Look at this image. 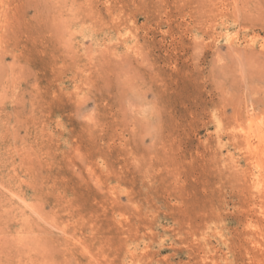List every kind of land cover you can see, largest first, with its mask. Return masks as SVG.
<instances>
[{
  "label": "rangeland",
  "instance_id": "rangeland-1",
  "mask_svg": "<svg viewBox=\"0 0 264 264\" xmlns=\"http://www.w3.org/2000/svg\"><path fill=\"white\" fill-rule=\"evenodd\" d=\"M247 126L264 0H0V264H264Z\"/></svg>",
  "mask_w": 264,
  "mask_h": 264
},
{
  "label": "bare ground",
  "instance_id": "bare-ground-1",
  "mask_svg": "<svg viewBox=\"0 0 264 264\" xmlns=\"http://www.w3.org/2000/svg\"><path fill=\"white\" fill-rule=\"evenodd\" d=\"M129 34V33H128ZM248 40V39H247ZM242 41V40H241ZM248 42V41H247ZM127 43V42H126ZM249 44L251 45V44H253V40L252 39H250L249 40ZM130 45V44H129ZM228 45V44H227ZM242 45V44H241ZM239 46V45H238ZM126 47V46H125ZM134 46H132V47H130L131 49L133 48ZM244 47V46H243ZM246 47V46H245ZM254 47V46H253ZM237 48V47H236ZM127 50V49H126ZM247 110V109H246ZM247 112H248V110H247ZM248 113H250V112H248ZM249 115V114H248ZM251 116V115H250ZM250 116H249V118H250ZM252 118V117H251ZM248 122V121H247ZM250 123V122H249ZM261 123V122H260ZM252 124V123H251ZM254 125H256V124H254ZM254 125H252L253 126V128L255 127ZM247 128H249V129H245V130H243V132L241 133V137H243V140H244V143L246 144V147L248 148V150L250 151V152H252V155L253 154H256L257 155V153H258V151L260 150L261 151V149H264V146H263V144H264V133H262V132H256V130H257V128L255 127V129L256 130H250L251 129V127H248L247 126ZM240 129H242V128H240ZM259 131V130H258ZM238 133H240V131L238 132ZM244 144V145H245ZM264 151V150H263ZM248 152V151H247ZM249 152V153H250ZM261 153V152H260ZM260 153H258V154H260ZM251 154V153H250ZM264 154V153H263ZM260 156H261V154H260ZM258 158H260V157H258ZM260 161V160H259ZM254 162H256V161H254ZM255 180V179H254ZM258 180V179H257Z\"/></svg>",
  "mask_w": 264,
  "mask_h": 264
},
{
  "label": "snow or ice",
  "instance_id": "snow-or-ice-1",
  "mask_svg": "<svg viewBox=\"0 0 264 264\" xmlns=\"http://www.w3.org/2000/svg\"><path fill=\"white\" fill-rule=\"evenodd\" d=\"M80 111L83 112V111H86V109L85 108H81ZM83 119L87 120V121H89V123H91V119L92 118L90 116H84Z\"/></svg>",
  "mask_w": 264,
  "mask_h": 264
}]
</instances>
